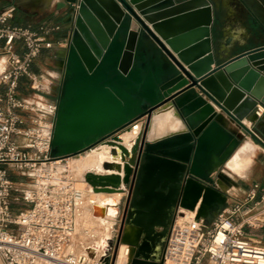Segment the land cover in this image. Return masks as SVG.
Masks as SVG:
<instances>
[{
	"label": "water",
	"instance_id": "water-1",
	"mask_svg": "<svg viewBox=\"0 0 264 264\" xmlns=\"http://www.w3.org/2000/svg\"><path fill=\"white\" fill-rule=\"evenodd\" d=\"M240 1L259 20L255 36L264 37V0ZM56 9L66 14L68 46L52 157L110 147L103 172L85 175L91 192L127 193L114 215L106 212L109 205L93 202L95 218L121 216L105 255L113 251L115 259L121 246H130L129 264H163L179 208L197 210V220L210 224L227 207L218 179L230 178L212 175L213 159L229 156L240 135L264 146L248 125L264 108V45L225 49L213 0H61ZM153 55L160 65L155 73L145 65ZM168 109L184 129L149 140L154 114ZM139 123L141 133L126 146L121 134ZM88 253L95 257L97 249Z\"/></svg>",
	"mask_w": 264,
	"mask_h": 264
},
{
	"label": "built area",
	"instance_id": "built-area-1",
	"mask_svg": "<svg viewBox=\"0 0 264 264\" xmlns=\"http://www.w3.org/2000/svg\"><path fill=\"white\" fill-rule=\"evenodd\" d=\"M11 18L10 11L0 12L5 58L0 72V264H117L122 246L115 259L113 251L106 256L105 248L94 245L76 252L75 233L86 213L94 215L93 202L68 173L51 169L65 160L51 153L58 106L51 105L50 119L33 117L30 114L43 108L19 94L25 77L31 80V90L45 92L36 87L38 78L31 70L44 50L54 48L50 38L62 27L45 25L33 30L10 25ZM18 43L22 54L16 50ZM14 174L20 179H14ZM259 230H264V186L234 188L227 193V207L210 224L197 220V210H177L163 264H264ZM91 248L97 249L95 257L88 253ZM124 255L131 258L130 246Z\"/></svg>",
	"mask_w": 264,
	"mask_h": 264
},
{
	"label": "crops",
	"instance_id": "crops-1",
	"mask_svg": "<svg viewBox=\"0 0 264 264\" xmlns=\"http://www.w3.org/2000/svg\"><path fill=\"white\" fill-rule=\"evenodd\" d=\"M213 1L215 3L217 11V29L219 36L223 40L222 46L225 49L236 52L264 45V37L258 38L255 36L254 23L258 22L259 20L250 13V11L240 0ZM57 4L58 1L48 8H43L41 6H38L39 4L36 3L24 4L22 0H0V12L10 11L12 13V18L9 21V24L12 26L29 27L33 30H39L41 26L45 25H61L62 27V30L60 32L53 34L50 38L55 42L54 48L51 50H44L41 56L34 63L31 70V74L33 77L42 78L43 76H49L51 80L47 81L45 84H37V88L43 91H48L51 89L50 92L35 93V91H33L34 95L32 94L30 97L28 95L31 85L30 78L25 77L20 82V96L24 99H27L32 104L39 103V106L43 108V110L35 112L34 115L43 119L52 118L50 110H53V107L51 105L58 106L66 69V51L68 46V38L67 33L64 29H66L68 25L64 22L66 19V14L64 12L57 11ZM2 49L3 44L0 43V72L5 67V58L2 56ZM16 50L19 54L23 53L21 44L18 43L16 45ZM160 56L162 57V55ZM145 65L148 67V71H150L151 73H155L160 68V65L155 62L154 55L151 56V58L147 57ZM49 97L51 99H49ZM258 108H260L259 110L261 112V116L259 117L258 115H256L254 117L255 126L253 125V127L256 129V134L264 142V108L262 106H258ZM229 126L234 134L240 135V133H238L233 125ZM182 127L183 128H181L180 130L184 129L183 124ZM170 134L172 133L163 135L160 138H163ZM248 138L251 137L240 135V145L236 149H234L229 156L223 159V162L218 171L212 173L213 176H216L221 172L226 174L233 184V186L230 187L229 190L237 188L235 187L237 184L242 191L248 190L255 183L264 186V146L257 144L261 147L258 148L256 146V142H254L255 147L252 148V152H248L247 157L244 158L247 163H242V165H245L244 169L235 170L227 166L228 161H237V150L241 146H243L246 141H248ZM238 157L239 159H242V157ZM213 160L216 159L214 158ZM222 192L226 191L222 190ZM122 198L126 199L127 193L122 195ZM120 223L121 216L117 223L118 227L116 229V233H118Z\"/></svg>",
	"mask_w": 264,
	"mask_h": 264
},
{
	"label": "bare ground",
	"instance_id": "bare-ground-1",
	"mask_svg": "<svg viewBox=\"0 0 264 264\" xmlns=\"http://www.w3.org/2000/svg\"><path fill=\"white\" fill-rule=\"evenodd\" d=\"M24 4L37 3L40 6H51L55 1L61 0H22ZM182 123L178 118V115L173 110H161L154 114L151 127L149 130L148 138L149 140H156L163 135L173 133L180 130ZM142 131V123H139L137 128L132 130L130 133L125 132L121 134V138L126 146H131L136 138ZM111 148L108 146H99L87 151L81 156L71 157L63 161H58L51 165V169L56 173H65V171H73L80 173L82 175L81 181L85 182V175L88 172L101 173L103 172V163L111 161ZM223 160L216 159L212 167L211 173L218 171L222 164ZM227 166L235 170H242L245 168V165H242L241 162L237 161H228ZM66 172L69 174L70 173ZM107 174H113V172H105ZM72 177V176H71ZM87 184V183H86ZM88 186V184H87ZM218 186L222 190H226L233 186L232 182H226L221 179H218ZM89 190L81 187L80 189L85 192L89 201H92L98 205L107 204L109 205L106 212L110 215L116 214V203L121 199L122 194L107 195L104 193H94ZM114 226L113 218L107 219H98L92 215V212H88L85 215L83 221L79 224L77 231L73 239V246L76 249V252H82L83 248L87 245H94L97 247H106L107 240L112 238L110 234V229ZM84 230H88L89 233H84ZM112 231V229H111ZM126 232L133 235L135 233V228L132 226H127ZM126 246H122L120 255L117 260V264H129L130 258L125 257L124 253Z\"/></svg>",
	"mask_w": 264,
	"mask_h": 264
},
{
	"label": "rangeland",
	"instance_id": "rangeland-1",
	"mask_svg": "<svg viewBox=\"0 0 264 264\" xmlns=\"http://www.w3.org/2000/svg\"><path fill=\"white\" fill-rule=\"evenodd\" d=\"M55 2H57V1H55ZM54 2V3H55ZM53 3V4H54ZM35 4V3H34ZM37 4V3H36ZM52 4V5H53ZM51 5V6H52ZM38 6H40V5H38ZM41 7H43V8H48V7H50V6H48V7H45V6H41ZM155 57V62H157L158 64H159V59H158V56H154ZM49 80H51L50 78H49V76H43L42 78H38V80L36 81L38 84L40 83V84H45L47 81H49ZM36 87H37V84H36ZM51 90V89H50ZM59 90V89H58ZM35 93H40V91H35ZM41 93H48V92H42L41 91ZM34 95V93H33V90H29V92H28V95L31 97V95ZM26 95H27V92H26ZM49 99H51L50 97H49ZM31 116L33 115V117L35 116L34 114H30ZM26 120H28V118H27V116H23ZM35 117H37V116H35ZM30 125V124H29ZM142 129H143V124H142ZM248 141H246V143H244L243 144V146H241L238 150H237V154L238 155H236V158H238L237 160L239 161V162H241V163H243V164H246L247 162L245 161V159L244 158H246L247 157V155H248V152H252V148L253 147H255V143H254V141L251 139V138H248L247 139ZM256 146L258 147V148H261L259 145H257L256 144ZM238 156H240V157H242V159H239V157ZM60 161H63V160H60ZM66 172H69V171H65V173ZM70 173V176H72V178L75 180V186H76V188L77 189H80L81 187H83V188H86V190H89V188H88V186H87V184L86 183H84V182H82L81 181V179L84 177H82V175L80 174V173H77V172H73V171H70L69 172ZM217 173V172H216ZM14 179H16V180H18V179H20L16 174H14ZM81 190V189H80ZM226 192H230L231 191V189L229 190V188L228 189H226L225 190ZM121 198H122V196H121ZM111 229H112V231H111ZM110 229V234H112V236H110V237H112L113 238V236H115V234H116V232H114L113 233V230H114V226H113V228H111ZM114 231H116V229L114 230ZM256 234L260 237V238H258L257 239V241H260V243H261V245L262 246H264V230H259V231H256ZM120 255V254H119Z\"/></svg>",
	"mask_w": 264,
	"mask_h": 264
},
{
	"label": "flooded vegetation",
	"instance_id": "flooded-vegetation-1",
	"mask_svg": "<svg viewBox=\"0 0 264 264\" xmlns=\"http://www.w3.org/2000/svg\"><path fill=\"white\" fill-rule=\"evenodd\" d=\"M166 242L164 243L163 248H162L163 253H164V250H165Z\"/></svg>",
	"mask_w": 264,
	"mask_h": 264
}]
</instances>
